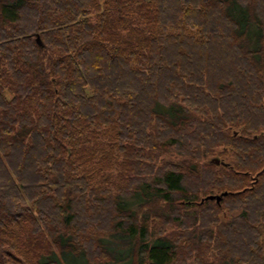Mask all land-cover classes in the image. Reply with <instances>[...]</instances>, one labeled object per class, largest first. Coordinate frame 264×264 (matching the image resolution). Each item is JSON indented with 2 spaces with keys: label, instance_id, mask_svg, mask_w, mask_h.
Masks as SVG:
<instances>
[{
  "label": "trees",
  "instance_id": "trees-1",
  "mask_svg": "<svg viewBox=\"0 0 264 264\" xmlns=\"http://www.w3.org/2000/svg\"><path fill=\"white\" fill-rule=\"evenodd\" d=\"M0 264H264V0H0Z\"/></svg>",
  "mask_w": 264,
  "mask_h": 264
},
{
  "label": "water",
  "instance_id": "water-1",
  "mask_svg": "<svg viewBox=\"0 0 264 264\" xmlns=\"http://www.w3.org/2000/svg\"><path fill=\"white\" fill-rule=\"evenodd\" d=\"M36 42L39 46H41V42L39 40V36H36ZM211 163L212 164H215V165H219V164H222L223 166H225L224 163H221L218 159H212L211 160ZM226 195L225 193L221 194V195H218V196H208L206 197L204 200L205 201H216V203H219V201L221 200V197Z\"/></svg>",
  "mask_w": 264,
  "mask_h": 264
}]
</instances>
